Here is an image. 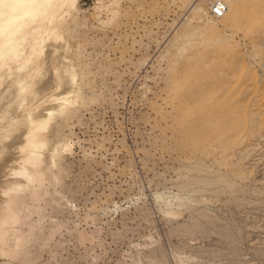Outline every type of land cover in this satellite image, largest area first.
<instances>
[{
	"label": "rangeland",
	"instance_id": "374dc122",
	"mask_svg": "<svg viewBox=\"0 0 264 264\" xmlns=\"http://www.w3.org/2000/svg\"><path fill=\"white\" fill-rule=\"evenodd\" d=\"M59 31L79 99L0 264H264V0H78Z\"/></svg>",
	"mask_w": 264,
	"mask_h": 264
},
{
	"label": "bare ground",
	"instance_id": "6f19581e",
	"mask_svg": "<svg viewBox=\"0 0 264 264\" xmlns=\"http://www.w3.org/2000/svg\"><path fill=\"white\" fill-rule=\"evenodd\" d=\"M77 2L0 0V256L11 260L18 258L28 238L19 234L21 194L39 197L38 185L46 175L41 167L47 145L43 132L79 99L76 91L60 90L77 74L65 72L58 56L65 45L59 30L73 16ZM60 96L63 103L56 109Z\"/></svg>",
	"mask_w": 264,
	"mask_h": 264
},
{
	"label": "built area",
	"instance_id": "2783aa9c",
	"mask_svg": "<svg viewBox=\"0 0 264 264\" xmlns=\"http://www.w3.org/2000/svg\"><path fill=\"white\" fill-rule=\"evenodd\" d=\"M225 12V6L220 2H216L213 6V15L220 17Z\"/></svg>",
	"mask_w": 264,
	"mask_h": 264
}]
</instances>
